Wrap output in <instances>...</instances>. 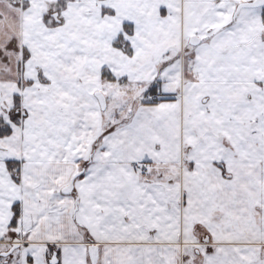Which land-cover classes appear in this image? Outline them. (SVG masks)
<instances>
[{"label": "snow or ice", "instance_id": "1", "mask_svg": "<svg viewBox=\"0 0 264 264\" xmlns=\"http://www.w3.org/2000/svg\"><path fill=\"white\" fill-rule=\"evenodd\" d=\"M0 264H264V0H0Z\"/></svg>", "mask_w": 264, "mask_h": 264}]
</instances>
